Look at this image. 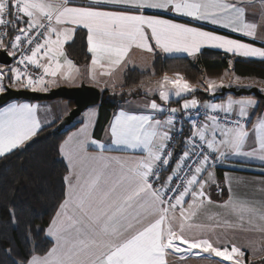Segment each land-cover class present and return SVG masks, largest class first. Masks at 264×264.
Returning <instances> with one entry per match:
<instances>
[{"label":"snow or ice","instance_id":"obj_1","mask_svg":"<svg viewBox=\"0 0 264 264\" xmlns=\"http://www.w3.org/2000/svg\"><path fill=\"white\" fill-rule=\"evenodd\" d=\"M80 30L92 79L97 72L122 74L134 50L172 58L195 57L205 47L222 50L230 57V85L242 82L231 58L264 61V0H0V49L13 58L0 65V93L7 87L44 92L58 79L72 81L79 69L65 46ZM224 79L193 84L179 72H165L154 86L141 81L143 110L115 113L105 129L110 143L92 138L90 114L60 145L68 166L65 191L47 228L36 230L52 247L42 254L34 247L19 264H168L170 256L245 264L242 248L221 245L216 229L257 232L264 241V200L238 194L227 174V199L214 200L213 191L224 192L215 168L228 160L258 161L264 175V113L256 115L251 98H196L198 89L215 97ZM173 98L179 107H170ZM37 113L27 103L0 109V157L38 134ZM208 206L220 210L210 217L214 223H196ZM193 229L201 235H191Z\"/></svg>","mask_w":264,"mask_h":264},{"label":"trees","instance_id":"obj_2","mask_svg":"<svg viewBox=\"0 0 264 264\" xmlns=\"http://www.w3.org/2000/svg\"><path fill=\"white\" fill-rule=\"evenodd\" d=\"M82 36L83 32L78 31L75 42L67 45V54L77 65L89 62ZM7 42L8 38L5 40ZM229 59L225 53L204 50L193 60L185 57H156L150 71L128 70L124 75L123 87L118 92L101 93L94 136L98 138L101 135L111 113L122 100L138 96L135 89L141 81L145 83L165 72H179L193 84L220 78L229 69ZM231 59L234 61L231 71L236 76L264 81V61ZM129 89H133L131 95L128 94ZM196 97L205 99L203 92H197ZM257 100L259 111L263 104ZM69 103L73 107V103ZM58 124L42 128L24 147L0 157V264H19L20 257L26 256L34 247L41 254L52 247V242L44 233L37 234L36 230L47 228L63 198L67 168L59 148L66 134L76 128L79 122L75 120L61 132H57ZM187 130L188 127L185 128ZM259 263L264 264V259Z\"/></svg>","mask_w":264,"mask_h":264},{"label":"crops","instance_id":"obj_3","mask_svg":"<svg viewBox=\"0 0 264 264\" xmlns=\"http://www.w3.org/2000/svg\"><path fill=\"white\" fill-rule=\"evenodd\" d=\"M83 2H84V0H72L73 4H79V3H83ZM257 7H259V5ZM205 28H206V30H211L212 26L205 25ZM80 31H82V30H80ZM217 31H222V32L226 33L224 30H217ZM228 34L232 35L234 37H237L236 34H233V33H228ZM75 38H76V36H75ZM237 38L245 39L243 37H237ZM245 42H251V41H247L245 39ZM70 43H71V41L68 44H66V46H65V53H66V56L68 59H70V57L67 54V45H69ZM254 43L256 44V46H260L259 40L254 42ZM204 50H213V51H218V52L224 53L222 50H219V49H212V48L205 47V48H202L201 51L195 57H188L186 54H178V55L180 57H185V58H189V59L193 60V59L197 58V56ZM156 57L172 58V57H165L163 54H159V53L155 57H150L149 54L140 53L138 50H134L133 54L131 55V63L128 64L127 68L123 71L122 74L117 73L116 75H114L113 77L110 78V77L99 76V74L97 72L95 79H92L88 74V69L90 66V55H89V62L86 64H83V65H77L70 59L73 62V64L76 66V68L79 69L78 73L73 72L74 79L72 81H64V80L58 79L57 83L49 86L47 91H44L41 93L48 92V91L55 89V88H58V87H69V88L78 87L81 84L94 87V88L98 89L101 93L105 92V91H108L110 93H115V92H118L119 89L121 88V85L123 84L124 75L128 70L134 69V70H138V71H150L152 69L151 68L152 63H153L154 59H156ZM235 58H240V57H235ZM241 59H245V58H241ZM248 60H259V59H248ZM159 78H160V76L157 78H154L150 81L158 80ZM261 83H262L261 89H264V81H261ZM113 84H115V87H113ZM5 86H7V82H5ZM248 86L256 87V88L260 87V85H258L257 83H253V84L248 85ZM248 86H236L235 88L236 89H239V88L248 89V88H250ZM15 89H17V88H15ZM261 89L258 88L259 91H261ZM135 90L136 91L138 90L140 94L138 96L128 97V98L122 100V102H120V104H118V107L111 113V116H110V119H109L107 125L104 127L101 135L98 138H96L94 136V129H95L97 118H98V107L96 106V107H91V108L86 109L76 119L79 122V125L66 134L62 143L65 140H67L70 136H72L74 133L79 132V130L84 126L85 121L90 114L93 116V123L90 124V126H89V131L92 134V138H94L100 142L110 143V140H108V138L105 135V129L107 128L109 122L113 119L114 114L118 113L122 109L123 110H137V111L143 110L144 93L141 89L136 88ZM219 90L220 89H218L217 92H219ZM197 92L205 93L201 89H198ZM206 94H208V93H206ZM208 95H211V94H208ZM196 98L199 99L198 97H196ZM227 98H228V96L223 98V99H219L220 101H218V100H216V101H218L217 103H219V102H221V100H224ZM233 98L234 99H241V98H251V97H241V98L240 97H233ZM253 98L254 97H252L251 99H253ZM156 99H157V102L160 103L158 96L156 97ZM174 99L175 98H173V102L171 103L170 107H179V105L174 102L175 101ZM204 100H208V99L205 98ZM253 100L256 101L257 108H258V106H259L258 100L255 98ZM182 102L183 101H181V103ZM12 103H27V104L36 105L37 109H38L37 115H38V118L41 120L42 128L47 127V126H51L57 122H60L69 113V111L72 109L71 104L69 102L63 101V100H54V101H50V102H39V103H37V102H26V101H22V100H14V101H10L7 104H5L4 106L0 107V109L7 107L9 104H12ZM257 108L255 110L256 115L264 113V104L259 111H257ZM256 115H254L252 117L253 120H255ZM31 140L27 141L25 143V145L28 144ZM89 150L90 151L92 150V146H89ZM59 153H60V150H59ZM106 154L107 155H124L123 153H119V152H111V153H106ZM60 156H61L62 160L64 161L66 168H68L67 161L61 155V153H60ZM225 163H226V166H224V168L215 170L216 179L218 180L219 184L222 187H224V192L219 197L217 195L216 191H213L212 197L214 200L227 199V187L225 186V175L226 174L233 179V190L236 191L238 194L248 195V196L254 197L258 201L264 200V175L261 174V168L259 166L258 161H254L250 165H233L230 162V160L225 161ZM67 174H68V171H67ZM213 189H215V185H213ZM219 211H220L219 209H217L213 206H208L206 209L201 211L200 215L196 218L195 222L200 223V224H212V223H214V221L211 220L210 217L215 215ZM216 233L221 236V245L224 244V236H226L228 238V240L233 239V238H237V237H241L242 239H247V240L251 241V244L254 246L253 250H252L253 253L256 254L258 251H260V252H262L260 254V257H262V255H264V241H261L260 234L257 232H247V231L231 232V231H227L225 234V230L217 228ZM205 234L209 235L213 241L216 240V235H212L211 233H205ZM191 235L198 236V235H201V233H199L196 229H193ZM47 238L51 241V238H49V237H47ZM237 245H239V244H237ZM205 256H206V254H205ZM257 257L258 256L254 257V260H253L249 256H245V264H261L259 262H261L264 259V256L262 258L256 260ZM218 259L219 258L207 256V258L191 257V258H187L185 260H180V259L176 258L175 256H170L168 258V264H214V262L217 261Z\"/></svg>","mask_w":264,"mask_h":264},{"label":"water","instance_id":"obj_4","mask_svg":"<svg viewBox=\"0 0 264 264\" xmlns=\"http://www.w3.org/2000/svg\"><path fill=\"white\" fill-rule=\"evenodd\" d=\"M12 58L7 51L0 50V65H10ZM7 87V86H6ZM233 95L235 97L252 96L261 100L264 104V91H259L256 87L248 89L235 87H223L215 94V97L204 93L206 99L220 98L224 95ZM101 92L91 86L81 84L78 87H58L48 92H32L25 89H15L7 87V91L0 93V107L10 101L22 100L26 102H50L54 100H63L72 102L73 107L69 113L59 122L57 132L63 131L71 125L86 109L96 107L100 101Z\"/></svg>","mask_w":264,"mask_h":264},{"label":"rangeland","instance_id":"obj_5","mask_svg":"<svg viewBox=\"0 0 264 264\" xmlns=\"http://www.w3.org/2000/svg\"><path fill=\"white\" fill-rule=\"evenodd\" d=\"M226 71H230V69L226 70ZM226 71L224 72V74L222 76L225 77L224 79V83H225V87H236V86H248V85H251L253 83H257L258 85H260V87L258 88H262V83H261V80L257 79V78H242V82L240 84H234L232 83L230 85V81H231V74L228 75V76H225V73ZM211 79H217L219 80L220 78H211ZM155 81V82H154ZM157 80H153V81H148V82H145L144 84L147 85V86H154L155 83H156ZM202 82V81H201ZM196 84V83H195ZM230 85V86H229ZM239 88V87H238ZM251 88V87H250ZM143 91V93L146 91V89H141ZM241 98V97H240ZM252 98V97H251ZM254 99V98H253ZM256 99V98H255ZM175 100V99H174ZM209 101H212L213 99H208ZM220 101V100H218ZM216 100H214V102H218ZM226 242H230L232 244H239L237 246L241 247L242 250L245 251V256H249L250 258H252L254 260V257L258 256L256 260L262 258L264 255H262V257H260V254L262 252L258 251L256 254L252 252L253 250V245L251 244V241L250 240H247V239H242L241 237H237V238H233V239H229L224 236V243ZM257 246V245H256Z\"/></svg>","mask_w":264,"mask_h":264},{"label":"built area","instance_id":"obj_6","mask_svg":"<svg viewBox=\"0 0 264 264\" xmlns=\"http://www.w3.org/2000/svg\"><path fill=\"white\" fill-rule=\"evenodd\" d=\"M5 40H7V38L5 39ZM12 58V57H11ZM13 63V58H12V61H11V63H10V65ZM184 129L186 128V127H190V125L189 124H187V123H185L184 125ZM180 127V123H177V128H179ZM180 139H182V138H178L177 139V144L179 143V140ZM224 166H226V163L224 162V163H221V164H218L217 166H216V168H215V170H217V169H222V168H224ZM216 193H217V195L220 197L221 196V194H219L217 191H216Z\"/></svg>","mask_w":264,"mask_h":264}]
</instances>
